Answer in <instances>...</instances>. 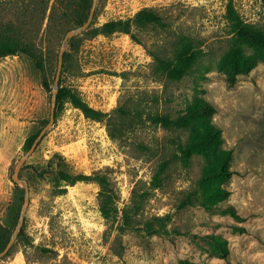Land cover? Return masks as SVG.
I'll list each match as a JSON object with an SVG mask.
<instances>
[{"label":"rangeland","instance_id":"1","mask_svg":"<svg viewBox=\"0 0 264 264\" xmlns=\"http://www.w3.org/2000/svg\"><path fill=\"white\" fill-rule=\"evenodd\" d=\"M229 3L254 46L233 29ZM143 8L159 18L132 21L130 33L93 34ZM77 25L61 0H0V32L11 26L43 61L40 70L22 52L0 57V227L9 238L24 197L11 174L26 138L49 120L43 81L51 89L64 34ZM263 41L262 0H96L91 24L65 48L58 85L104 116L56 104L19 172L29 203L0 264H264ZM239 48L257 63L231 85ZM198 97L214 106L221 148L232 150L229 175H209L204 133L184 122ZM56 154L70 173L105 176L115 211L101 213L96 181L59 179ZM200 235L221 240L226 257Z\"/></svg>","mask_w":264,"mask_h":264},{"label":"trees","instance_id":"2","mask_svg":"<svg viewBox=\"0 0 264 264\" xmlns=\"http://www.w3.org/2000/svg\"><path fill=\"white\" fill-rule=\"evenodd\" d=\"M264 3V0H262ZM65 9L70 10L75 19V23L81 25L84 23L88 17L92 0H61ZM228 14L234 19L233 29L237 30L240 37H247L246 40L251 41L250 37L247 34L250 32L247 25L243 24L240 21L234 11V8L229 3L227 6ZM158 15L147 8L140 9L136 12L134 20L128 19H112L104 22L99 28L93 30L95 32H100L105 35L112 34L114 32H123L130 33V26L132 21L137 22L140 25H146L148 23L155 22L158 19ZM8 31V32H6ZM6 31L0 32V57H5L8 55H15L18 52L27 54L36 64V67L40 70H43V61L41 56L36 52L32 45L23 41L20 38L11 35V26L7 27ZM245 41V40H244ZM264 43V41L262 42ZM251 45H253L251 41ZM233 59L231 73L229 77L230 84L232 85L236 80V75L241 68L250 69L257 62L255 59H252L250 56L246 55L241 48L235 49L233 51ZM176 66L180 68V74L185 72V68L188 65H185L183 62L176 63ZM43 86L47 90H51L47 81L44 79ZM65 100H68L74 107L80 109L85 117H89L95 120H100L104 113L90 107L86 101L75 91L69 89L68 87H59L56 95V104L60 106L61 103ZM214 106L207 100L202 97L195 99V102L190 106L187 112L184 115V122L194 131H200L204 133V149L203 152L207 157V171L209 175L212 176H226L230 174V171L227 169L229 162L232 159V150L231 149H222V137L221 129L212 121L211 113L214 112ZM38 133L28 136L25 140L24 147L29 149L34 138ZM56 171L58 178L64 181H67L70 184H74L77 181H96L99 186V209L101 213L107 217L115 208L113 207V189L109 186V183L105 176L96 174H84V173H70L64 169L63 157L60 154H56ZM48 169H43L38 172L39 176H44L45 173H48ZM60 190H65L62 188ZM224 210L229 211L232 215H235V210L232 206H227ZM158 220H161L163 217H155ZM200 239L207 240L213 243L219 251L221 257H226L227 248L225 244L212 235H200ZM9 237L5 229L0 227V251L5 247L8 242ZM183 264H187L183 260Z\"/></svg>","mask_w":264,"mask_h":264},{"label":"water","instance_id":"3","mask_svg":"<svg viewBox=\"0 0 264 264\" xmlns=\"http://www.w3.org/2000/svg\"><path fill=\"white\" fill-rule=\"evenodd\" d=\"M95 6H96V0H92V5H91V8H90V11H89V14H88L86 21L84 23H82L81 25H77L75 27L68 29L66 31V33L64 34V37H63L62 42L60 44V47L58 50V56H57L56 72H55L53 84H52L51 91H50L51 92V99H50L49 120H48L47 124L36 135L31 146L29 147V149H27V151L19 158V160L17 161L16 167H15L13 173L11 174V179L13 180V182L23 185L24 197H23V203H22V207H21L20 212H19V217H18L16 226H15V228L12 232V235L10 236L8 242L6 243L5 247L0 251V258L3 257L4 255H6L7 252L9 251V249H10L12 243L14 242L16 236L18 235L20 228L22 226V223H23L24 213H25L26 207L29 203V186H28L27 180L25 178H22L19 176V172L21 170L22 164L25 162L27 157L31 153H33L36 146L38 145V143L40 142V140L44 136L46 130L53 123L54 113H55V108H56V95H57L58 88H59L58 84H59V78H60V73H61V69H62L63 54L65 51V48L73 36H75L76 34L82 33L85 29H87L89 27V25L91 24L92 18H93Z\"/></svg>","mask_w":264,"mask_h":264}]
</instances>
